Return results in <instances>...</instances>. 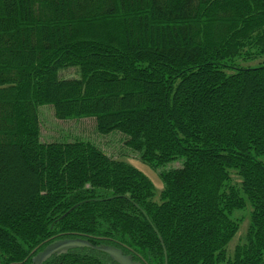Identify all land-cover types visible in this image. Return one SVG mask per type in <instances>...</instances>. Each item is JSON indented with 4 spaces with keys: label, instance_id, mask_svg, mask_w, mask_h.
Listing matches in <instances>:
<instances>
[{
    "label": "trees",
    "instance_id": "obj_1",
    "mask_svg": "<svg viewBox=\"0 0 264 264\" xmlns=\"http://www.w3.org/2000/svg\"><path fill=\"white\" fill-rule=\"evenodd\" d=\"M262 57L264 0H0V264L58 239L83 244L42 264H264V62L237 64ZM43 105L122 135L163 191L95 143L44 142Z\"/></svg>",
    "mask_w": 264,
    "mask_h": 264
},
{
    "label": "rangeland",
    "instance_id": "obj_2",
    "mask_svg": "<svg viewBox=\"0 0 264 264\" xmlns=\"http://www.w3.org/2000/svg\"><path fill=\"white\" fill-rule=\"evenodd\" d=\"M264 62V58H257L252 61H238L237 64L241 67L247 68L256 66ZM61 78H79L77 70L67 69L59 73ZM38 114L40 119V133L44 142H73L75 140L89 141L95 143L106 154L118 161H124L134 168L142 172L154 185L157 195L164 189V185L159 177L158 171L145 165L141 162L138 154L133 153L123 146L125 138L120 134H111L109 136H101L96 131V122L94 119L88 120H67L60 121L54 115L52 106L43 105L38 107ZM181 166L180 162H173L164 167L162 170L168 171L176 169ZM234 179L238 181L234 175ZM251 208L247 207L246 210L235 214L234 218L240 221V228L237 236L229 245L230 254H234L235 249L245 243L247 232L251 219ZM83 244L78 241L68 239H58L47 245L43 250L38 252L32 260V264H42L48 257L54 253H61L66 251L69 247L78 246ZM110 250L111 248H102ZM112 254L115 256L119 252L118 259L121 264H138L131 260L130 257L124 256L120 251L111 249Z\"/></svg>",
    "mask_w": 264,
    "mask_h": 264
},
{
    "label": "water",
    "instance_id": "obj_3",
    "mask_svg": "<svg viewBox=\"0 0 264 264\" xmlns=\"http://www.w3.org/2000/svg\"><path fill=\"white\" fill-rule=\"evenodd\" d=\"M109 252L112 255L113 259H115L117 262H119L121 264V262L118 260L119 258L121 259V257L118 256L119 252H117V254L115 256L112 254L111 249L109 250ZM116 258H118V259H116Z\"/></svg>",
    "mask_w": 264,
    "mask_h": 264
}]
</instances>
